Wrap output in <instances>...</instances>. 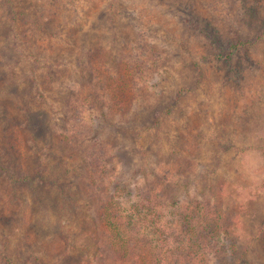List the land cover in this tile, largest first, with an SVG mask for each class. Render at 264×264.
Masks as SVG:
<instances>
[{
    "label": "rangeland",
    "instance_id": "obj_1",
    "mask_svg": "<svg viewBox=\"0 0 264 264\" xmlns=\"http://www.w3.org/2000/svg\"><path fill=\"white\" fill-rule=\"evenodd\" d=\"M0 159V264H132L102 198L146 207L159 257L178 208L215 206L207 264H264V0H0Z\"/></svg>",
    "mask_w": 264,
    "mask_h": 264
},
{
    "label": "trees",
    "instance_id": "obj_2",
    "mask_svg": "<svg viewBox=\"0 0 264 264\" xmlns=\"http://www.w3.org/2000/svg\"><path fill=\"white\" fill-rule=\"evenodd\" d=\"M241 14L242 12L240 13V15ZM243 46L244 44L240 39H238L231 45L232 49H239ZM229 60L230 57L228 58L230 68L232 62L231 60ZM96 164L97 167L90 169V175L92 177V186L94 188L96 186V183H100L103 185L106 183V181L108 182L111 176V171L107 168L105 163L102 162L101 165L100 161H98L96 162ZM5 169L6 167L3 166L2 160L0 159V170ZM10 174L13 175L14 173L10 172ZM36 174L37 179H33V184H36L37 180L39 179V176H43L41 175L42 173L40 171H38ZM14 181H24V183H26L28 180H22L14 177ZM93 195L94 197H96L98 195V192L95 190L93 192ZM144 200L148 201L147 197L143 198V201ZM149 203L151 204L150 207L152 214L153 212H155V210L158 209L157 207H159V205H155V203H152L151 200H149ZM143 207L144 208L142 209L136 210V215L134 217L135 220H132V215L129 217V223L126 225L122 221L124 218L122 213L117 210L112 199L104 200L102 198L100 201V206L96 213V219L101 224L100 231L103 229L104 234L109 238V242L111 244L110 249L112 254L117 256L118 258L130 260L132 264H181L182 259L180 256H185V259L192 257V259L198 264H207L209 262V258L211 257H209V255L204 254L203 248L205 247H202L203 239L201 238H208L212 234H214L213 232L218 233L220 237V240L218 241L219 243L222 242V239L226 238L225 236L224 238H221L220 236L221 231L224 228V223L221 221L220 218L221 211H219V209H217L215 206H210L209 204L201 203L198 204L196 207L187 206L185 208H178L172 214L173 217H175L176 219L173 222L176 223L178 220L179 224L182 225L183 229L180 234H177L178 238L173 239L172 244L163 246H167L168 252H161V257H159V255L151 251L153 250L151 245L152 241L150 239L151 236H138L134 232L136 230H141L140 224H138L139 215L141 216V219L145 218L146 220L150 218L149 216H151L148 213H145L144 210L146 207ZM153 215L159 216L160 213L157 211ZM161 236L165 238V241H168V238L170 236L172 237L173 235H171L170 233H168L167 235V233L162 232ZM184 236H187V239L185 243H182L183 240H180V238ZM210 247L211 251L215 250V255L217 256V258L219 257L218 259H221V261L218 260V262H220L221 264H250L248 261H245L244 258H242L243 256H241L239 261H235L234 263L229 262V259L230 257H232V253L234 252H231L228 257V255L222 254V251L217 245L215 249H213V245Z\"/></svg>",
    "mask_w": 264,
    "mask_h": 264
}]
</instances>
